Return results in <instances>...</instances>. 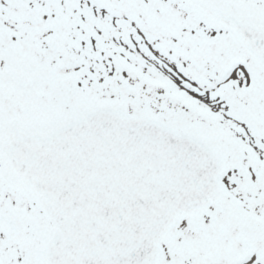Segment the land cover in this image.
I'll return each instance as SVG.
<instances>
[{
  "label": "snow or ice",
  "instance_id": "snow-or-ice-1",
  "mask_svg": "<svg viewBox=\"0 0 264 264\" xmlns=\"http://www.w3.org/2000/svg\"><path fill=\"white\" fill-rule=\"evenodd\" d=\"M0 264H264V0H0Z\"/></svg>",
  "mask_w": 264,
  "mask_h": 264
}]
</instances>
